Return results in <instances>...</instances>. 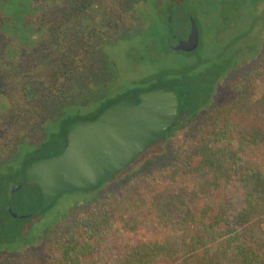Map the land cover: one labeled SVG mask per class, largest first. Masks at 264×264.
<instances>
[{
	"label": "trees",
	"instance_id": "16d2710c",
	"mask_svg": "<svg viewBox=\"0 0 264 264\" xmlns=\"http://www.w3.org/2000/svg\"><path fill=\"white\" fill-rule=\"evenodd\" d=\"M98 1L39 0L37 11L30 6L29 0H25V4L24 0L0 3V16L6 17V22L8 16L19 15L26 6L24 15L29 23L26 26V22H22L27 34L20 36L21 40L17 33L7 31V23H1L0 18L1 66L10 71V76L19 79V83L11 87L12 93L7 95L12 102L3 110H8L0 113V210L12 220V224L0 226V263L33 245L38 237L34 234V226L53 205H41L42 196L35 186V207L29 197L23 196L22 190L10 195V190L15 188L12 179L16 176L20 178L17 185L31 187L25 183L24 172L34 160L41 158L32 155L48 146L47 133L42 127L49 117L50 104L64 101L79 81L97 74L92 61L95 52L105 39L112 38L125 27V18L134 15L131 0H116L110 11L112 21L102 29L93 28L84 33L79 21ZM185 3L191 8L183 12L186 20L188 15L192 16L198 25V19L209 18L212 42L218 46L223 35L222 40L226 43H220L221 47L215 53L207 54L201 46L193 53H178L184 62L166 71V82L152 86L175 90L180 97L181 113L174 127L165 132V139L145 154L154 151L157 156L166 155L173 133L191 126L198 133L192 155L206 158L207 166L216 164L217 172L206 174L203 181L202 176L192 174L190 200L203 196L216 204L200 208H182L178 206L182 205L179 201L160 204L159 197L151 191V225L156 235L151 237V242L149 239L126 242L122 255H118L112 264H264V176L257 169L248 167L244 174L246 178L236 181L250 183L248 189L246 185L245 193L239 195L226 190L233 181L226 168L227 161L237 157L244 145L264 146V97L253 99L251 81L245 79L235 85L233 93L219 103L202 125H196L201 111L212 105L222 78L256 57L264 34V0H185ZM217 20L224 23L223 33L211 32ZM167 27L171 40L173 32L168 24ZM41 34L43 39L40 41ZM26 35L35 38L29 39ZM164 48L171 51L167 42H164ZM45 55L59 59V64L42 75L33 73V62ZM5 85L8 86L7 80ZM133 92L136 93L130 91L123 95ZM110 102L106 101L85 120L95 119L110 106ZM75 121L77 119L70 129ZM69 130L63 134L64 145L55 155L65 149ZM232 145L237 148H231ZM125 172L96 188L62 194L81 196L78 203L83 207L75 213L68 229L50 243L47 264H109L108 253L112 247L101 248V253L99 250L108 240L103 237L113 231V225L120 219L115 196L130 188L135 178L146 175ZM181 175L173 174L166 180L176 183L182 179ZM183 195L187 196V191H179L178 197ZM237 200L242 203L240 207L233 206ZM16 204L29 212L26 219L9 216L7 207L15 213L13 206ZM209 218L210 222L207 221ZM50 227L47 226L43 233Z\"/></svg>",
	"mask_w": 264,
	"mask_h": 264
},
{
	"label": "rangeland",
	"instance_id": "374dc122",
	"mask_svg": "<svg viewBox=\"0 0 264 264\" xmlns=\"http://www.w3.org/2000/svg\"><path fill=\"white\" fill-rule=\"evenodd\" d=\"M2 1L0 0V3ZM115 1L99 0L95 7L80 19V29L84 33H89L93 28L102 29V26L110 23L113 18L110 11H112ZM131 2H133L131 5L134 11L133 17L129 15L125 18L123 20L125 27L120 28L119 32H116L112 38L105 39L93 56L92 61L97 68V74L79 81L64 101L50 104L49 117L43 122L42 127L47 133L48 146L38 150L32 156L43 159L57 154L64 145L63 134L70 129L75 119L90 118L106 101L110 102L126 92H145L156 84L166 82L168 79L165 75L166 71L184 62L180 54L166 50L164 42L168 41L167 24L169 16H171V24H173L169 26L173 35L183 40L182 38L188 34L189 23L184 19L183 12L188 10L190 6L185 3V0H131ZM0 18L1 23L4 24L6 17L1 15ZM203 18L198 19L201 49L207 54L215 53L217 48L221 47L220 43L225 44L226 41L222 40V35L218 46L215 45L210 38L209 18L201 21ZM223 24L222 21L217 20L216 25L211 28V32L223 33L225 28ZM151 34L155 35V38ZM3 40L7 43L5 38ZM42 57L33 62V73L35 71V73L42 75L59 64V59L51 55ZM9 72L8 69H3L0 66V112L3 111L4 106L7 107L12 102L10 96L8 98L6 96L12 93L11 87L19 83V79L10 76ZM245 79L251 81V97L253 99L264 97V34L256 57L246 64L232 69L219 82L212 105L201 111L197 118V127L209 118L221 101L233 93L235 85ZM6 80L7 87L5 85ZM1 100L4 105L1 104ZM6 110L8 109L4 111ZM197 136L198 133L194 132L191 126L183 127L175 131L169 139L166 155L157 156L154 151L149 152L126 170L124 174L146 175L135 178L130 188L115 196L116 210L120 219L113 225L114 232L111 231L103 237L108 240L101 244L102 247L99 250L101 253V248L112 247L108 253L109 264H112L118 255H122L123 244L126 242L139 239H149L148 241L151 242V237L156 235V230L151 225L153 212L151 191L159 197L160 204L168 205L174 201H179L182 205L179 204L178 206H182V208L184 206L193 208L215 206L216 203L208 202L203 196H198L194 201L190 200L193 188L192 174L198 175L199 178L202 176L201 181H203L206 174L217 172L216 164L207 166L206 158L192 155L195 152ZM230 147L237 148L236 145ZM227 152L229 151L227 150ZM248 167L257 169L259 174L264 176L263 145L258 148L244 145L237 152V157L227 161L226 168L232 175L233 181L229 183L226 190L228 189L233 193L237 192L239 195L245 193L250 187V183L241 182L239 184L236 181L246 178L244 174ZM173 174H182V179L176 183L167 181L166 179L171 178ZM19 179L17 176L12 179L15 188L20 186L17 185ZM246 185L248 186L247 189ZM21 190L24 192L23 196L30 198L32 207H35L36 197L33 192H36V188L21 186L18 191ZM179 191H187V196L183 195L179 198ZM81 198L77 195L59 196L50 210L43 217H40L35 224L34 234L38 237H36L33 245L24 247L22 252L5 258L0 264H47L46 256L50 243L68 229L75 213L82 209L83 205L78 203ZM241 205L240 200L234 201V207ZM13 207L14 214L17 216L29 214L19 204ZM9 216L13 218L10 214ZM207 221L210 222V218ZM4 223L12 224V220L0 210V226ZM49 225L51 227L43 233Z\"/></svg>",
	"mask_w": 264,
	"mask_h": 264
},
{
	"label": "water",
	"instance_id": "95a60500",
	"mask_svg": "<svg viewBox=\"0 0 264 264\" xmlns=\"http://www.w3.org/2000/svg\"><path fill=\"white\" fill-rule=\"evenodd\" d=\"M189 34L169 49L189 54L199 48V30L188 16ZM171 26V16L168 17ZM175 90L157 88L140 92L138 102L125 98L104 109L95 119L77 120L66 134L62 153L33 161L25 168L26 185L35 186L41 205L50 207L62 194L88 190L125 172L150 148L165 139L181 113ZM21 186L10 190V195ZM7 212L17 219L10 207Z\"/></svg>",
	"mask_w": 264,
	"mask_h": 264
},
{
	"label": "flooded vegetation",
	"instance_id": "af4514ba",
	"mask_svg": "<svg viewBox=\"0 0 264 264\" xmlns=\"http://www.w3.org/2000/svg\"><path fill=\"white\" fill-rule=\"evenodd\" d=\"M4 1V0H3ZM29 2H30V6L32 7V8H34L35 10L37 9V7H38V3H39V0H29ZM24 4L26 3L25 2V0H24V2H23ZM41 3V2H40ZM22 7H24V6H22ZM26 7V6H25ZM24 7V10H23V8H22V10H20L19 11V15L18 14H15V15H10V16H8L7 17V31L11 34H13V33H17V37L19 38L20 36H22L23 34H27V30H26V27L25 26H22V22H23V20L26 22V18H25V15H24V11L26 10V8ZM37 11V10H36ZM37 16H38V14H37ZM36 16V17H37ZM189 16V15H188ZM188 16H187V20H188ZM10 17V18H9ZM185 19V18H184ZM188 23H189V20L187 21ZM26 24V26H28L29 25V23H25ZM171 25H173V24H171ZM198 26V25H197ZM4 28H2V30H3ZM189 29H190V25H189ZM5 30V29H4ZM39 30L41 31L42 29H40L39 28ZM43 33V32H42ZM29 34V33H28ZM188 34H189V32H188ZM188 34H186L185 35V37L184 38H182L183 40L184 39H186L187 38V36H188ZM27 36V35H26ZM29 39H34L33 38V36H27ZM171 37V40H169L168 39V41H166L167 42V46H172V45H175L176 43H177V41L178 40H181V39H179L176 35H172V36H170ZM19 39H21V37L19 38ZM41 39H43V37H42V34L40 35V37H39V40L41 41ZM22 40V39H21ZM25 46V45H24ZM199 46H200V39H199ZM0 66H1V60H0ZM1 68H3L4 69V67L3 66H1ZM153 89H157V88H150V89H148V90H145V91H150V90H153ZM140 92H143V91H140ZM140 92H133V93H127V94H125V95H123L121 98H119V99H115V101L114 102H110V104L109 105H112V104H115V103H117V102H119L120 100H122V99H125V98H128V99H130L132 102H134V103H137L138 102V94L140 93ZM1 95H3L4 96V94H1ZM6 96V95H5ZM6 98H7V96H6ZM3 101L1 100V104H3L4 105V103H2ZM4 111V110H3ZM1 113V112H0Z\"/></svg>",
	"mask_w": 264,
	"mask_h": 264
}]
</instances>
